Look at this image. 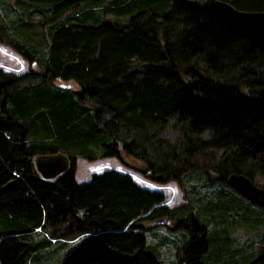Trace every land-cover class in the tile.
<instances>
[{
	"label": "trees",
	"instance_id": "16d2710c",
	"mask_svg": "<svg viewBox=\"0 0 264 264\" xmlns=\"http://www.w3.org/2000/svg\"><path fill=\"white\" fill-rule=\"evenodd\" d=\"M0 43L32 66L0 69V264H264V209L227 184L264 179V51L211 0H0ZM57 151L72 167L45 181L32 158ZM122 154L186 202L114 169L76 180V159ZM161 218L171 262L140 226Z\"/></svg>",
	"mask_w": 264,
	"mask_h": 264
},
{
	"label": "rangeland",
	"instance_id": "374dc122",
	"mask_svg": "<svg viewBox=\"0 0 264 264\" xmlns=\"http://www.w3.org/2000/svg\"><path fill=\"white\" fill-rule=\"evenodd\" d=\"M31 67V63L23 58L17 51L10 46L0 43V69L20 75L28 72ZM55 85L72 91L80 89L75 82L63 83L61 81H55ZM167 135L173 137V134L170 132H167ZM139 165L140 164L136 160L125 154H122V159L112 157L97 161H89L84 158H78L76 159L75 176L78 182H86L89 181L95 173L114 169L130 174L142 187L163 192L166 196L164 205L170 208L177 207L186 202L184 192L177 182L171 181L166 184L154 182L138 171L137 167ZM256 182L264 188V179H258ZM140 226L142 230L145 231L149 243L160 244L159 250L167 261L171 262L176 259V248H174L169 241L180 233L174 230V223L171 222L169 225L154 226L151 222L142 221L140 222ZM235 235L242 241L246 240L247 236L249 237V235L245 233V230H239Z\"/></svg>",
	"mask_w": 264,
	"mask_h": 264
},
{
	"label": "water",
	"instance_id": "95a60500",
	"mask_svg": "<svg viewBox=\"0 0 264 264\" xmlns=\"http://www.w3.org/2000/svg\"><path fill=\"white\" fill-rule=\"evenodd\" d=\"M212 7L235 32L246 37L264 51V11L239 10L224 0H211ZM40 177L52 182L69 172L72 161L63 151L37 154L32 158ZM228 186L254 206L264 208V188L242 174H231ZM154 226L169 225L168 218L157 219Z\"/></svg>",
	"mask_w": 264,
	"mask_h": 264
}]
</instances>
